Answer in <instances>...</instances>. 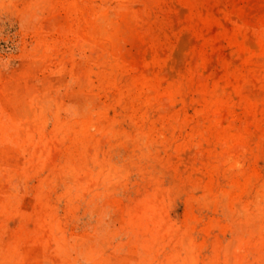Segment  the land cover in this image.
I'll return each mask as SVG.
<instances>
[{
	"label": "rangeland",
	"instance_id": "1",
	"mask_svg": "<svg viewBox=\"0 0 264 264\" xmlns=\"http://www.w3.org/2000/svg\"><path fill=\"white\" fill-rule=\"evenodd\" d=\"M0 127V264H264V0H0Z\"/></svg>",
	"mask_w": 264,
	"mask_h": 264
},
{
	"label": "bare ground",
	"instance_id": "2",
	"mask_svg": "<svg viewBox=\"0 0 264 264\" xmlns=\"http://www.w3.org/2000/svg\"><path fill=\"white\" fill-rule=\"evenodd\" d=\"M104 29H105V28H103L102 30L105 32ZM3 125H4V124H3ZM3 125H2V126H3ZM26 125H27V124H26ZM26 125H25V126H26ZM27 126L31 127L32 125H27ZM3 128H4V127H3ZM3 128L0 127L1 132L4 130ZM11 128H12V127H11ZM14 129H15V128H14ZM14 129H13V130H14ZM15 130H16V129H15ZM5 131H6V129H5ZM7 131H8V130H7ZM3 132H4V131H3ZM11 132H12V134H14V132H16V131H14V132L11 131ZM11 132H10V134H11ZM8 133H9V132H8ZM12 134H11V135H12ZM12 136H13V135H12ZM15 136H16V135H15ZM15 136H13V138H14ZM13 138H12V139H13ZM4 140H5V139H4ZM9 141H11V140H9ZM12 141H14V140H12ZM13 143H14V142H13ZM4 144H5V143H4ZM3 147H4V146H3ZM3 150H4V149H3ZM2 153H3V152H2ZM10 153H11V150H10L9 148L6 149V150H4V154L9 155ZM6 155H5V156H6ZM13 175H14V174H13ZM13 175H12V176H13ZM11 178H12V177H11Z\"/></svg>",
	"mask_w": 264,
	"mask_h": 264
}]
</instances>
